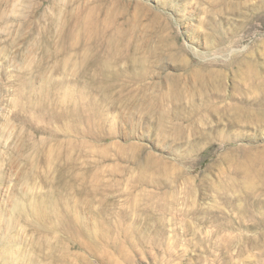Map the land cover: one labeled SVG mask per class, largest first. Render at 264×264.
Instances as JSON below:
<instances>
[{
    "label": "rangeland",
    "instance_id": "rangeland-1",
    "mask_svg": "<svg viewBox=\"0 0 264 264\" xmlns=\"http://www.w3.org/2000/svg\"><path fill=\"white\" fill-rule=\"evenodd\" d=\"M0 264H264V0H0Z\"/></svg>",
    "mask_w": 264,
    "mask_h": 264
}]
</instances>
